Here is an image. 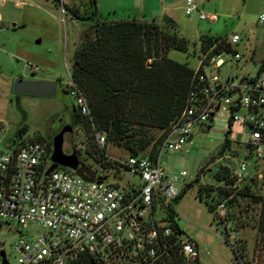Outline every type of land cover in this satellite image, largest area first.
Here are the masks:
<instances>
[{"label":"rangeland","instance_id":"1","mask_svg":"<svg viewBox=\"0 0 264 264\" xmlns=\"http://www.w3.org/2000/svg\"><path fill=\"white\" fill-rule=\"evenodd\" d=\"M185 6L186 0H97V16L107 21L173 20L189 46L187 51L172 49L168 57L192 69L200 62L201 36L230 39L238 34L241 42L235 49L242 54V59L227 63L221 69H212L213 74L221 81L229 75H264L260 72L264 61V22L256 24L264 15V0H201L200 11L215 15L216 21L201 20L197 13L188 16ZM69 8L83 17L91 16L94 10L90 0H0V151H8L15 138L21 143L42 137L51 142L53 152L60 120L65 114L67 118L68 112L78 105L70 86L73 58L83 32L89 31L91 36L93 33L88 26L90 22L75 18ZM18 79L56 82V94L54 97L17 94L13 87ZM228 124L226 118L216 117L206 126L195 129L193 139L182 151L164 149L161 155L166 173L174 179L178 189L185 190L181 198L173 201L171 209L183 235L198 244L199 264H237L231 245L237 246L240 240L247 244L248 261L252 263L260 257V252L256 251L259 247L256 230L247 227L235 231L233 221L229 222V228L234 230H227L219 220V209L210 211L207 195L199 196L202 187L227 185L217 178L218 171L228 167L233 173L242 162L251 166L247 178L236 189L254 179L258 186L255 192L264 193V160L247 156L249 130L233 125L229 134L231 143L223 150ZM160 136L161 132L155 131L154 141ZM86 140L83 126H77L73 135L74 150L81 151L80 159L96 171L98 177L107 178L106 184L120 182L127 187V182L142 183L139 175L120 169L119 161L130 156L123 148L108 144V162L102 166L86 159L83 154ZM182 172L186 173L185 177L181 176ZM254 212L257 214L258 210ZM161 214L169 215L167 211ZM45 232L46 229L37 224L22 226L0 220V250H5L10 264H18L12 251L13 243L21 236L37 238Z\"/></svg>","mask_w":264,"mask_h":264},{"label":"built area","instance_id":"2","mask_svg":"<svg viewBox=\"0 0 264 264\" xmlns=\"http://www.w3.org/2000/svg\"><path fill=\"white\" fill-rule=\"evenodd\" d=\"M200 1L186 0V14L216 21L215 15L200 11ZM263 22L264 15L256 24ZM223 41L235 49L241 37L233 34ZM220 42L201 53L187 106L165 130L157 158L129 156L119 161L121 170L141 177L139 185L106 184L107 178L98 176L87 182L65 167L47 175L52 152L40 141H25L0 151V220L46 229L37 238L21 236L13 243L18 264H199L198 244L177 233L169 215L161 214H169L182 193L161 163L162 151H182L195 129L223 117L229 123L227 132L235 124L249 130L248 158L264 160V75H229L221 81L212 69L239 62L243 56L236 49L212 54ZM70 86L80 113L89 116L86 97L73 80ZM95 135L104 147L105 133L96 131ZM250 166L246 162L239 165L231 175L234 183L230 187L236 188L247 178ZM218 209L219 220H224L226 204L222 202ZM251 264H264V259Z\"/></svg>","mask_w":264,"mask_h":264},{"label":"trees","instance_id":"3","mask_svg":"<svg viewBox=\"0 0 264 264\" xmlns=\"http://www.w3.org/2000/svg\"><path fill=\"white\" fill-rule=\"evenodd\" d=\"M90 4L94 17H83L68 9L75 18L89 21L88 26L93 33L91 36L89 31H84L81 35L82 41L75 51L71 70L73 82L90 107L89 116H83L78 109L75 119L76 125L83 126L86 132L87 144L83 154L87 160L106 166V146L112 143L123 148L130 156L157 158L165 130L184 111L193 89L194 69L170 59L168 54L172 49L187 51L189 41L180 35L177 24L169 18H163L161 22L101 20L97 16V0H90ZM223 40L201 36V53H207L219 41L212 54L222 50L234 52L235 49ZM260 72H264V61ZM96 131L105 133L104 147L97 143ZM155 131H160L161 136L154 141ZM230 133L226 132L223 150L231 143ZM30 141L43 142L52 152L51 142L44 138ZM75 152L82 165L87 166L80 159L81 151ZM231 175L228 167H222L217 178L227 185L202 187L199 196L207 195V204L212 212L229 199L224 220L228 223L233 221L238 232L247 227L256 230L259 246L256 251L260 252V261L264 259V193L255 192L258 186L254 179H249L238 189L230 187L234 183ZM254 210H258L257 214ZM169 220L177 233L183 234L171 208ZM224 220L220 221L226 229L234 230ZM227 242L230 244L229 240ZM231 246L237 256V264H251L247 260L246 242L240 240L237 246Z\"/></svg>","mask_w":264,"mask_h":264},{"label":"water","instance_id":"4","mask_svg":"<svg viewBox=\"0 0 264 264\" xmlns=\"http://www.w3.org/2000/svg\"><path fill=\"white\" fill-rule=\"evenodd\" d=\"M15 26V25H14ZM14 92L22 95L39 97H54L57 91V83L51 81H26L18 79L14 83ZM210 129V128H209ZM74 130L72 126L63 127L59 134L54 137V150L51 155L52 165L47 171L49 175L58 167L69 168L87 182H94L97 173L88 166H83L73 147ZM192 137L189 139L191 140ZM2 264H9L5 250H0Z\"/></svg>","mask_w":264,"mask_h":264},{"label":"flooded vegetation","instance_id":"5","mask_svg":"<svg viewBox=\"0 0 264 264\" xmlns=\"http://www.w3.org/2000/svg\"><path fill=\"white\" fill-rule=\"evenodd\" d=\"M77 110H78V108L74 106L73 109L70 112H68L67 118L65 117L66 114L63 115L62 120H60V126H59V130H58V133L57 134H59L60 131L63 129V127H65L67 125L72 126L73 130H75V128L78 126L75 123V119L77 118ZM18 143H19V140L17 138H15L13 140V142H12V145L15 146Z\"/></svg>","mask_w":264,"mask_h":264},{"label":"crops","instance_id":"6","mask_svg":"<svg viewBox=\"0 0 264 264\" xmlns=\"http://www.w3.org/2000/svg\"><path fill=\"white\" fill-rule=\"evenodd\" d=\"M1 18H2V16H1V13H0V19H1ZM138 20H141V21H143V20H142V19H140V18H139Z\"/></svg>","mask_w":264,"mask_h":264}]
</instances>
